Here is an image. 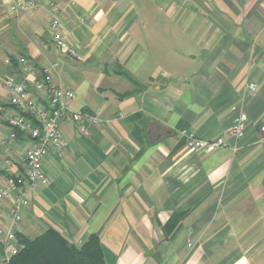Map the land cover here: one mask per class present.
Instances as JSON below:
<instances>
[{
  "label": "crops",
  "instance_id": "1",
  "mask_svg": "<svg viewBox=\"0 0 264 264\" xmlns=\"http://www.w3.org/2000/svg\"><path fill=\"white\" fill-rule=\"evenodd\" d=\"M51 1L78 57L55 47L52 9L36 0L8 10L3 28L22 41L8 35L5 60L60 61L53 81L74 92L69 109L105 123L83 134L60 122L62 157L42 158L49 181L28 192L17 233L54 229L76 246L96 234L105 264H264V0ZM246 82L257 88L242 95ZM241 101L248 121L235 140ZM11 131L0 116V138ZM188 134L225 145L193 151ZM29 146L22 134L0 144V185L6 160L22 174ZM0 202L8 224L11 202Z\"/></svg>",
  "mask_w": 264,
  "mask_h": 264
},
{
  "label": "built area",
  "instance_id": "2",
  "mask_svg": "<svg viewBox=\"0 0 264 264\" xmlns=\"http://www.w3.org/2000/svg\"><path fill=\"white\" fill-rule=\"evenodd\" d=\"M44 1L52 9V18L49 23L51 41L67 57H78L76 48L68 44L60 29L58 9L51 0ZM38 5L36 0H8V10L11 14L32 10ZM5 63L10 66L15 64L17 77L7 76L2 82L7 95L5 102L7 106L0 103V116L11 126L12 131L0 138V144L9 145L16 139L17 134H22L30 141V146L23 156L22 174L13 173L15 166L13 160L5 161L6 179L5 184L0 185V201L7 198L11 203L7 211L9 223H0V249L3 251L0 255V264L8 262L21 248L17 232L20 208L28 203V192L33 190L37 184H47L49 181L43 169L42 158L50 151L56 158L62 157L66 142L63 139L60 122L70 120L83 134L88 133L90 125L105 123L95 113L69 109L68 102L74 97V92L53 81L60 61H51L36 68L28 58L19 56L13 60L7 58ZM246 88L255 91L257 85L253 82H246L241 91L242 95ZM41 94L45 95L44 99L40 97ZM237 106H239V112L228 130L229 136L235 140L244 136L248 121L247 114L241 109L242 101ZM259 130L261 133L259 141L264 142V124ZM187 137L186 145L193 151L212 152L225 145L222 138L204 140L192 134H188ZM232 149L235 150L236 147ZM190 245L189 243L188 246Z\"/></svg>",
  "mask_w": 264,
  "mask_h": 264
},
{
  "label": "trees",
  "instance_id": "3",
  "mask_svg": "<svg viewBox=\"0 0 264 264\" xmlns=\"http://www.w3.org/2000/svg\"><path fill=\"white\" fill-rule=\"evenodd\" d=\"M17 237L21 244L19 252L1 264H105L103 249L96 234L89 235L80 246L54 229H48L34 238L18 233Z\"/></svg>",
  "mask_w": 264,
  "mask_h": 264
},
{
  "label": "rangeland",
  "instance_id": "4",
  "mask_svg": "<svg viewBox=\"0 0 264 264\" xmlns=\"http://www.w3.org/2000/svg\"><path fill=\"white\" fill-rule=\"evenodd\" d=\"M9 18L13 19L12 15H10L8 12L7 4L3 0H0V103L1 104L6 102L7 99L6 91L2 87V82L6 73L5 68L7 67V64L5 63L6 49H7L6 38H8V35H10L14 39L16 38L18 41H22L21 40L22 32H20V30H18L15 25L7 29L3 28L4 26L3 20L4 19L9 20Z\"/></svg>",
  "mask_w": 264,
  "mask_h": 264
}]
</instances>
